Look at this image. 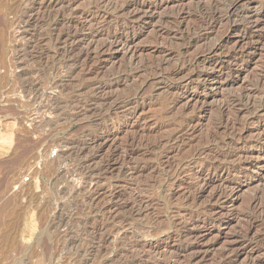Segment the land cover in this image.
Segmentation results:
<instances>
[{
    "label": "rangeland",
    "instance_id": "1",
    "mask_svg": "<svg viewBox=\"0 0 264 264\" xmlns=\"http://www.w3.org/2000/svg\"><path fill=\"white\" fill-rule=\"evenodd\" d=\"M25 1L0 0V264H264V0L197 31L227 0ZM220 116L238 125L216 144Z\"/></svg>",
    "mask_w": 264,
    "mask_h": 264
},
{
    "label": "bare ground",
    "instance_id": "2",
    "mask_svg": "<svg viewBox=\"0 0 264 264\" xmlns=\"http://www.w3.org/2000/svg\"><path fill=\"white\" fill-rule=\"evenodd\" d=\"M30 1H33V0H26L25 1V7H27L28 5H29V2ZM109 1V0H108ZM114 1V0H113ZM239 1L240 0H227L226 2H225V4L223 3L222 5H218V6H211V7H206V8H203V9H199L198 10V15H199V20H198V22H197V24H194V25H196V29H194V31H197V30H200V29H202L204 26H206V25H210V24H215V23H219V22H221V20H222V18H227L226 20H228L229 19V17L231 16V14H233L234 15V12H235V8H236V6H238L237 4L239 3ZM23 2V1H22ZM42 2V7L44 8V9H46V10H48V9H50V7H53V5H55V4H59V3H62L60 0H42L41 1ZM223 2V1H222ZM122 3V2H121ZM97 4V3H96ZM61 5V4H60ZM41 7V6H40ZM120 7V8H119ZM118 8H119V11H120V13H122V12H126V11H130V10H133L132 12H135V11H139L140 9H138L137 7H138V2H137V0H132V1H130V2H128V3H126V4H123L122 6L120 5ZM97 8H98V6H97ZM118 10V9H117ZM44 11V10H43ZM119 13V12H118ZM191 14L190 12H187V14ZM17 17V16H16ZM20 17V16H19ZM21 18V17H20ZM224 18V19H225ZM1 19V18H0ZM48 20H49V18H48ZM52 20V19H51ZM19 21V20H18ZM50 21V20H49ZM197 21V20H196ZM222 22H224V20L222 21ZM20 23H21V21H20ZM229 23V22H228ZM1 22H0V65H2V61H1V59H2V56H3V47H4V44H5V42H6V37H5V34H4V30L1 28ZM219 25H220V23H219ZM194 27V26H193ZM10 28V27H9ZM195 28V27H194ZM193 32V31H192ZM53 33V32H52ZM120 34H121V31H116L115 33H113V34H111L110 35V37H109V39H110V43H109V46L111 45V44H116V43H119L121 40H120ZM66 35V34H65ZM66 38L67 37H69L68 36V34L65 36ZM53 38V37H52ZM199 38V37H198ZM193 40V39H192ZM195 40V39H194ZM58 42L60 41V39H58L57 40ZM64 41V40H63ZM120 43H122V44H124V46H126V43L125 42H123V41H121ZM220 45V44H219ZM219 45H217V46H213V47H210V48H206L207 49V53L208 54H214V53H216V52H218L217 50H218V48H219ZM79 45H74L73 47H71V48H69L68 47V49L66 50V52L67 53H69L70 55L69 56H71V54H73L75 51H77L78 49H79V47H78ZM223 46V45H222ZM101 47V46H100ZM104 47H106V46H104ZM127 48H129L130 47V45H127L126 46ZM126 48V49H127ZM222 48V47H221ZM104 49V48H103ZM221 50V49H220ZM101 52H103V50L101 49L100 51H98L97 53H96V55L97 54H101ZM206 52V51H205ZM62 54V53H61ZM216 55V54H215ZM214 55V56H215ZM68 56V57H69ZM98 56V55H97ZM206 56V55H205ZM31 57H33V56H31ZM41 58V57H40ZM39 58V59H40ZM70 59L72 58V57H69ZM230 58V57H229ZM80 59V57H79V55H76V57H74L73 58V61L75 62V61H78ZM187 59V58H186ZM231 59V58H230ZM32 60V59H31ZM73 62V63H74ZM191 62V61H190ZM192 62H194V60L192 61ZM183 65V64H182ZM219 65L220 66H222V63H219ZM152 66V65H151ZM189 66V65H188ZM158 67V66H157ZM2 68H3V65H2ZM156 68V67H155ZM0 69H1V67H0ZM157 69V68H156ZM190 70V69H189ZM124 71V70H123ZM184 71H186V70H184ZM5 72V71H4ZM35 72V71H34ZM150 72V71H149ZM187 72V71H186ZM31 73H33V70H32V72ZM38 73V72H37ZM36 73V74H37ZM153 73V72H152ZM155 73V72H154ZM175 73H176V71H175ZM34 74V73H33ZM32 74V75H33ZM156 74H158L157 72L155 73V75ZM177 74V73H176ZM114 75H116V74H114ZM190 75V74H189ZM31 75H30V73H28V71L27 72H25V74H24V77H25V79H23V81H22V83H21V85H20V88H21V90H22V92H26L27 93V95H29V94H33L34 92H37V87L34 85V81H32L31 79H29L28 77H30ZM172 76V75H171ZM258 84L259 85H263L264 84V80H262V79H259L258 81ZM98 84V83H97ZM96 84V86H94V88L92 87V86H87V87H85L86 89H89V90H91V91H89L92 95H93V98L91 99V108H90V112L92 111V112H94V113H98L99 115L101 114V112L102 111H104V110H106L107 108H109L110 109V107H111V105H110V103H109V101L110 100H112L111 99V97H105L104 95H102L103 93H105L106 91H107V87L105 86V85H103V84H101V83H99L98 85ZM256 84V83H255ZM87 85V84H86ZM257 86V85H256ZM260 87V86H259ZM261 88V87H260ZM259 88V89H260ZM258 89V90H259ZM84 91V90H83ZM255 91H257V90H255ZM87 92V91H86ZM259 93V92H258ZM37 94H38V92H37ZM34 95V94H33ZM36 96H38L39 97V95H34L33 96V98H35ZM42 96V95H41ZM138 94H137V92H133V93H131V94H129L128 96H126L124 99L122 98V100L120 99V101L118 102L119 103V105L121 104V105H125V106H127V105H130V104H133V102L134 101H136L137 99H138ZM233 96V95H232ZM249 96V95H248ZM254 96V95H253ZM256 96H258L257 94H256ZM260 96V95H259ZM117 97V96H116ZM255 97V96H254ZM36 99H37V97L35 98V101H36ZM34 100V99H33ZM117 100V99H116ZM242 97L241 96H239V95H237V96H233V97H230L226 102H225V104L219 109V110H221V111H219L220 113H222V109L223 108H226V110H227V108H230V107H232V105L234 106V105H236V107H237V105L238 104H241V102H242ZM252 100H254V98L252 99ZM251 100V101H252ZM67 101V100H66ZM248 101H249V99H248ZM74 102V100H68L65 104L66 105H71L72 103ZM173 102H174V100H173ZM256 101H254V102H252V103H255ZM35 103H37V102H35ZM75 103V102H74ZM175 103V102H174ZM243 103V102H242ZM257 103V102H256ZM172 104V103H171ZM250 104V103H249ZM259 104V103H258ZM118 105V104H117ZM242 106H243V104H241ZM245 105V104H244ZM257 105V104H256ZM64 106V105H63ZM110 106V107H109ZM255 106V105H254ZM241 107V106H240ZM258 107L259 108H261V107H264L263 105H258ZM53 108V107H52ZM62 108V107H61ZM65 108V107H64ZM63 108V109H64ZM219 108V107H218ZM242 108V107H241ZM245 109H246V107H244ZM258 108V109H259ZM46 109V108H45ZM50 109V108H49ZM109 109H107V110H109ZM169 109V108H168ZM256 109V108H255ZM47 110V109H46ZM56 111H58L59 112V110H61V109H59L58 108V106L56 107V109H55ZM171 109H169V110H167L166 111V113H169V112H171L170 111ZM248 111V110H247ZM246 111V112H247ZM61 112V111H60ZM218 112V113H219ZM226 112V111H225ZM38 113V112H37ZM243 113V112H242ZM61 114V113H60ZM65 114V113H64ZM165 115V114H164ZM221 115V114H220ZM62 116V115H61ZM221 117L222 116H220V120L218 121L219 123H218V125L217 126H215V128L213 129V131H212V133H211V135H210V139H211V142H214V143H216V144H220V143H222L220 140H221V133L222 132H226V133H228V132H236V126L238 125H236L235 126V123L233 124V122H227V121H222L221 120ZM64 118V117H63ZM182 118V117H181ZM107 119V118H106ZM179 120V119H178ZM181 120V119H180ZM224 120V119H223ZM112 121V120H111ZM182 121V120H181ZM238 121V120H237ZM103 123H105V122H107L105 119H104V121H102ZM178 123H179V121H177ZM184 122V121H183ZM236 122V121H235ZM103 123H101V124H103ZM108 123V122H107ZM174 123V122H173ZM43 124V123H42ZM172 124V123H171ZM175 124V123H174ZM180 124V123H179ZM183 125H184V123H183ZM169 126H170V124H169ZM40 127V126H39ZM165 127H166V125H165ZM167 128V127H166ZM238 128V127H237ZM35 130H36V128H35ZM232 134V133H231ZM234 134V133H233ZM223 136V135H222ZM209 139V138H208ZM90 141L91 142H93L94 141V139H90ZM208 141V140H207ZM75 142V141H74ZM209 142V141H208ZM99 142H98V140H97V142H96V144L94 145L96 148L98 147V146H96L97 144H98ZM213 143V144H214ZM71 144H77L76 145V147H74L72 150V152H73V154L74 155H76V156H78V155H80V156H82V153H85L84 151L85 150H83V148L80 146L79 147V144L80 143H77V141H76V143H73V142H71ZM99 145V144H98ZM130 145H132V144H130ZM129 145V146H130ZM93 146V147H94ZM219 146H221V145H219ZM219 146H217V147H219ZM73 147V146H72ZM71 147V148H72ZM70 151V150H69ZM199 151V150H198ZM71 152V153H72ZM194 152V151H193ZM67 153H70V152H67ZM70 153V154H71ZM98 153V151L96 152V154ZM64 154V153H63ZM72 155V154H71ZM219 155V154H218ZM63 156H65V155H63ZM189 156V155H188ZM229 157L230 156V154L229 153H220V157H221V159H225V157ZM75 157V156H74ZM217 157V155L214 157V158H216ZM83 158H84V155H83ZM87 158V157H86ZM93 158H94V156H91V157H88L87 159H86V161L83 163L84 165H80L81 166V169L84 167V170L83 171H88L89 173H90V175L89 176H92L93 175V172H92V170L93 169H90V167H89V165H90V163L93 161ZM219 158V157H218ZM217 159V158H216ZM219 160V159H218ZM222 162V161H221ZM80 164V163H79ZM215 168H217V167H215ZM214 168V169H215ZM80 172V171H79ZM83 173V172H82ZM74 174V173H73ZM60 175V174H59ZM59 175H57V176H59ZM76 177V176H75ZM58 178V177H57ZM60 178V177H59ZM54 181V180H53ZM89 199H91V198H89ZM10 201H11V199H10ZM88 201V200H87ZM90 201H92V200H90ZM135 203V202H134ZM9 205H11V204H9ZM73 207V206H72ZM0 209H1V207H0ZM60 212H62V211H60ZM58 215V214H57ZM61 215V214H60ZM56 216V215H55ZM50 217V216H49ZM58 218H59V216H57ZM62 217V216H61ZM64 217V216H63ZM63 217L61 218V219H63ZM43 219V218H42ZM50 219H51V217H50ZM60 220V219H59ZM56 221H57V219H56ZM48 224V223H47ZM57 223H55V225H56ZM57 226V225H56ZM54 227V226H53ZM46 229V228H45ZM52 230V229H51ZM77 236V235H76ZM71 238V237H70ZM75 238V237H74ZM73 238V239H74ZM62 239V238H61ZM65 239V238H64ZM66 240V239H65ZM76 244V243H75ZM65 245V244H64ZM72 246V245H71ZM91 246V245H90ZM93 246V245H92ZM147 247H148V250L150 251V249H151V246L150 245H147ZM61 249H63V248H61ZM70 249V248H69ZM133 248H131V250H132ZM67 250V249H66ZM72 251V250H71ZM76 251V250H75ZM86 255V254H85ZM75 257V256H74ZM70 258H73V256L72 257H70ZM69 258V259H70ZM81 258V257H80ZM132 258V257H131ZM127 260V259H126ZM130 260V259H129ZM131 261V260H130ZM125 262V261H124ZM123 263V262H122ZM72 264V263H71ZM74 264V263H73ZM118 264V263H117ZM120 264V263H119Z\"/></svg>",
    "mask_w": 264,
    "mask_h": 264
}]
</instances>
